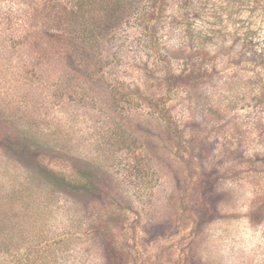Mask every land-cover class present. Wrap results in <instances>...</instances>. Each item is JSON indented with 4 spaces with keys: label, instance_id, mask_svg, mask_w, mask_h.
I'll list each match as a JSON object with an SVG mask.
<instances>
[{
    "label": "rangeland",
    "instance_id": "374dc122",
    "mask_svg": "<svg viewBox=\"0 0 264 264\" xmlns=\"http://www.w3.org/2000/svg\"><path fill=\"white\" fill-rule=\"evenodd\" d=\"M13 1L0 0V23ZM151 6L141 2L81 72L6 62L0 117L18 142L64 147L118 189L128 210L112 207L108 216L129 264H264V0H166L156 13ZM192 56L206 71L195 99L219 115L198 135L192 123L184 129L192 151L222 162L224 174L221 216L198 227L189 148L178 151L160 133L167 117L178 127L189 121L194 94L170 93L157 110L152 96L153 76L180 74ZM8 147L0 140V264H103L85 234L90 211L81 199L64 201ZM51 167L78 181L71 168ZM156 223L163 232L153 240Z\"/></svg>",
    "mask_w": 264,
    "mask_h": 264
},
{
    "label": "trees",
    "instance_id": "16d2710c",
    "mask_svg": "<svg viewBox=\"0 0 264 264\" xmlns=\"http://www.w3.org/2000/svg\"><path fill=\"white\" fill-rule=\"evenodd\" d=\"M143 1L152 3V12L156 13L165 5L166 0H14L12 5L16 8L0 23V26L3 24V28H0V70L6 62H16L22 68L28 66L40 70L41 65H44L45 69L52 70L58 66L61 70L64 65L69 73L81 72L95 60H99L100 47L112 40L124 23L138 15V11L143 9L140 8ZM51 47L55 51L53 55L49 53ZM96 54L98 55L95 56ZM187 61L188 68L180 74L167 71L162 77L151 75L156 80V91L152 95L153 109H159L161 104L167 102L165 100H169L170 93L181 89L188 91L190 95L193 93L195 99L198 85L204 77L202 73H206L203 69L204 60L199 56H192ZM156 92L157 97L154 96ZM111 98L114 99L112 96ZM195 102V107L189 109L188 122H183L178 127L169 122L167 117V128L160 133L178 151L189 148L184 151L187 153L186 167L189 171L193 169L198 172V182L195 181L194 192H191L195 193L192 196L198 227L221 216L218 209L221 192H218V188L221 187L224 174L220 173L222 162L202 148L194 153L193 147L189 145L190 138L184 129L185 125L192 123L198 135L202 131L201 125L216 121L210 119L212 115H219L216 108L211 104L207 105L201 97ZM10 125L12 123L7 118L0 117V140L9 145V153L18 157L25 167L32 166L37 174L62 195L64 201L68 202L70 198L81 199L82 205L90 211L85 234L98 243L103 264H129L119 227H113L108 216L112 207L118 211L128 210L123 205L124 200L118 189L97 176L87 160L79 155L75 156L64 147L58 150L40 145L37 141H30L28 145L18 142L16 133L13 135L10 132ZM51 162L71 168L78 181L69 180L55 171ZM230 166L228 171L234 168V165ZM162 229V223L153 225V240L161 237Z\"/></svg>",
    "mask_w": 264,
    "mask_h": 264
}]
</instances>
